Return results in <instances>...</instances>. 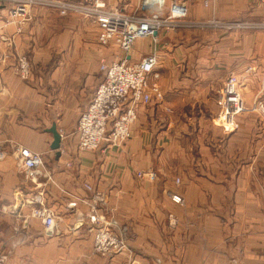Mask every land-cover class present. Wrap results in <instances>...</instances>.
I'll return each mask as SVG.
<instances>
[{
    "label": "crops",
    "instance_id": "obj_1",
    "mask_svg": "<svg viewBox=\"0 0 264 264\" xmlns=\"http://www.w3.org/2000/svg\"><path fill=\"white\" fill-rule=\"evenodd\" d=\"M140 1L106 0L129 9ZM165 1L150 13H168L172 0ZM179 1L192 19L264 17V0ZM2 7L0 223L10 227L0 230V256L7 264H264V32L162 30L125 54L99 45L96 27L82 30L81 20L54 10L37 12L39 25L17 35ZM9 46L18 55L32 48L30 78L1 56ZM152 52L158 64L151 80L163 98L137 107L125 143L78 151L79 116L103 79L99 57L137 62ZM232 74L246 109L226 129L220 88ZM53 123L63 134L59 156L51 149ZM15 143L42 152L50 176L26 178ZM149 171L154 178L139 176ZM86 183L104 196L107 217L127 229L126 251L94 253L88 206L78 199L92 196ZM39 194L55 212L53 229L30 216Z\"/></svg>",
    "mask_w": 264,
    "mask_h": 264
},
{
    "label": "built area",
    "instance_id": "obj_2",
    "mask_svg": "<svg viewBox=\"0 0 264 264\" xmlns=\"http://www.w3.org/2000/svg\"><path fill=\"white\" fill-rule=\"evenodd\" d=\"M160 1L144 0V9H151ZM211 1L206 0L205 5H209ZM0 2L10 4L8 21L16 22L19 30L36 8H53L62 15L69 12L84 13L97 22L98 39L101 44H116L126 54L134 49L139 38L154 37L162 30L177 31L195 28L225 32L247 29L264 30V21L258 20L246 22L240 18L222 19L214 16L192 19L189 16L188 6L179 0H172L168 13L165 15L141 13L139 16L108 9L105 3L100 1L88 7L65 0H0ZM160 3L164 4V0ZM157 64L156 52L146 55L137 62H131L125 56L110 61L101 59L100 69L103 72V79L77 122L78 151L95 150L104 141L120 145L131 137L132 125L138 115L137 107L140 104H150L154 99L163 98L159 83L155 79L151 80V76L157 77L155 73ZM251 69L248 68V71ZM15 71L21 78H29L32 73L31 60L24 54L18 55ZM240 87V78L232 74L224 80L220 88V96L223 99V125L229 129L237 126V116L246 109ZM13 155L18 166L30 180L37 182L43 176H50L42 152L33 151L20 143H15ZM144 175L150 178L155 177V173L151 171L139 172V176ZM177 182H180L179 178ZM85 187L93 193L92 196L88 199H78L88 206L87 218L93 231L94 253L112 257L126 251L129 248L127 229L109 219L103 212L101 205L105 200L104 196L94 190L91 184L86 183ZM172 199L177 203L183 201L177 193L172 194ZM30 206L31 217L41 220L46 230L54 228L55 212L43 203L40 194L30 202ZM5 260L6 255L5 257L1 255L0 264H5Z\"/></svg>",
    "mask_w": 264,
    "mask_h": 264
},
{
    "label": "rangeland",
    "instance_id": "obj_3",
    "mask_svg": "<svg viewBox=\"0 0 264 264\" xmlns=\"http://www.w3.org/2000/svg\"><path fill=\"white\" fill-rule=\"evenodd\" d=\"M66 2H71L72 4H77V5H79V6H82V7H88V6H93L97 1H100V2H104L105 3V5H106V8H108V9H112V10H116V11H119V12H122V13H124V14H133V15H136V16H139V15H141V13H144V14H146V15H150L151 13H150V9H144V6H143V4H144V0H141L140 2V4H138L137 6H135L133 9L131 8V9H129L128 7H126L124 4L123 5H117V6H115V7H113V6H111V5H109L107 2H106V0H65ZM162 2H163V0H161ZM160 1V2H161ZM209 1H211V0H209ZM261 1V0H260ZM263 1V0H262ZM160 2H158V4L157 5H159L160 7H161V5L163 4V3H160ZM164 9H165V6H166V1L164 0ZM0 5H4L5 7H2V9L3 10H5V12L3 13V14H5L6 13V15H3V16H7L6 17V20H5V22L8 24H12L13 26H14V28L16 29L15 30V33L17 34V35H19V34H23L29 27L31 28V27H34L35 25H39V24H35V22H34V20H35V15L37 14V12H39V11H42V12H45V11H50V10H54V11H57L56 9H53V8H36V9H34L33 11H32V15H31V17L29 18V20L28 21H26V23L22 26V28H21V30H19L18 29V25L16 24V22H13V21H11V22H9L8 21V19H9V8H10V4L8 3V2H0ZM162 5V6H163ZM209 5H210V3H209ZM206 6H208V5H206ZM6 8V9H5ZM61 16H66L65 18H71V17H75V18H78L79 20H81L82 21V30L84 29V30H86V31H89V29H88V27L89 26H91L92 28H93V26L94 27H96V39H97V42H98V44L99 45H102L103 46V44H101L100 42H99V28L97 29V27H98V24H97V22H95L94 21V18H92V17H89V16H87V15H85L84 13H78V12H69V13H67V14H65V15H62L59 11H57ZM215 18H219V17H216L215 16ZM240 19H242L243 21H251V20H258V21H264V17H258V18H247V17H239ZM35 24V25H34ZM195 29H197V28H195ZM195 29H192V30H195ZM203 30H214V29H203ZM42 31V33L44 32V30H41ZM215 31H220V30H215ZM221 32H225V31H221ZM238 32H250V33H252V32H264V30H250V29H247V30H241V31H238ZM48 31H46V36L48 35ZM52 33V32H51ZM38 34L39 35H41V32L39 31L38 32ZM146 38V37H145ZM148 38V37H147ZM109 45H115V46H117L116 44H109ZM110 47V46H109ZM118 47V46H117ZM119 48V47H118ZM31 49L32 48H28L27 50H25V51H23V53L22 54H24L26 57H28L30 60H31V68H32V71H33V67H34V61H33V54L31 53ZM114 50V49H116L115 47H112L111 48V50ZM120 49V48H119ZM1 56H4V58L5 59H10V58H14V62H16V59H17V57H18V54L17 53H15V51H13L12 49H10V46L9 47H7V49H6V51H4V52H1ZM115 54V53H114ZM126 54V53H125ZM19 55H21V54H19ZM115 57L116 56H114L113 58L115 59ZM102 58H105V59H108L106 56H103V55H101L100 57H99V59H100V61H101V59ZM114 59H108L109 61L110 60H114ZM248 68H251V67H248ZM248 68L246 69V72H248V73H252L253 72V70H254V68H252L250 71H248ZM14 71H15V67H14ZM99 71H100V73L103 75V72L101 71V69H100V64H99ZM15 74L16 75H18L17 73H16V71H15ZM237 75V74H236ZM19 76V75H18ZM31 76V75H30ZM238 76V75H237ZM20 77V76H19ZM239 77V76H238ZM21 78V77H20ZM30 78V77H29ZM23 79V78H22ZM28 79V78H27ZM24 80H26V79H24ZM240 91H241V88H240ZM241 95H242V93H241ZM243 98V97H242ZM88 105V104H87ZM83 111V110H82ZM232 128H235V127H232ZM231 128V129H232ZM24 173V175L26 176V178H27V175H26V173L25 172H23ZM178 179V178H177ZM177 179H176V182H177ZM178 183V182H177ZM177 194H179L180 196H181V194L180 193H177ZM182 197V196H181ZM183 199V198H182ZM16 211V210H15ZM17 214V213H16ZM30 214H31V212H30ZM24 220V219H23ZM21 222H22V219H21ZM8 226H7V228L5 229V230H8L9 229V227H10V224H7ZM21 228L23 227V225L21 224V226H20ZM4 257H5V255H4ZM22 263H25L24 261H21V264ZM5 264H7L6 263V260H5ZM231 264H237V261L233 258V259H231Z\"/></svg>",
    "mask_w": 264,
    "mask_h": 264
},
{
    "label": "water",
    "instance_id": "obj_4",
    "mask_svg": "<svg viewBox=\"0 0 264 264\" xmlns=\"http://www.w3.org/2000/svg\"><path fill=\"white\" fill-rule=\"evenodd\" d=\"M157 34V33H155ZM226 129H229L228 127H225ZM49 131L52 132L53 134V142L51 144V149L56 150L58 152V156H59V149L61 146V141H62V135L59 132L58 128H57V124L53 123V125L49 128ZM7 223H0V230H5L7 228Z\"/></svg>",
    "mask_w": 264,
    "mask_h": 264
}]
</instances>
